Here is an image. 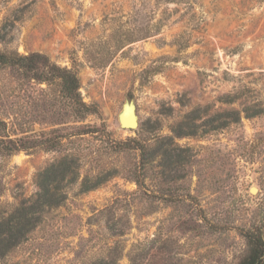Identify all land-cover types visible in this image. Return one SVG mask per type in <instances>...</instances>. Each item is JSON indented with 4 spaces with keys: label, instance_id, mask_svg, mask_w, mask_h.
<instances>
[{
    "label": "rangeland",
    "instance_id": "obj_1",
    "mask_svg": "<svg viewBox=\"0 0 264 264\" xmlns=\"http://www.w3.org/2000/svg\"><path fill=\"white\" fill-rule=\"evenodd\" d=\"M0 41L75 68L84 100L100 111L78 124L107 129L55 150L0 154V215L36 195V175L51 162L80 161L65 202L0 264H238L244 233L264 234V0H0ZM43 97L0 70L10 138L72 130L68 116L53 121ZM126 99L136 102L137 129L120 126ZM198 106L238 109L242 119L177 136L173 127ZM246 107L262 112L248 117ZM130 137L146 150L111 143ZM107 173L82 190L84 178Z\"/></svg>",
    "mask_w": 264,
    "mask_h": 264
},
{
    "label": "trees",
    "instance_id": "obj_2",
    "mask_svg": "<svg viewBox=\"0 0 264 264\" xmlns=\"http://www.w3.org/2000/svg\"><path fill=\"white\" fill-rule=\"evenodd\" d=\"M1 43V41H0ZM10 68L16 77L24 83L37 86L44 96L43 104L47 110L52 111L53 121L59 124L65 122L68 116L75 122L72 130L60 133V128L51 131L52 135L39 137L41 133L34 134L28 143H20L18 139L10 138L6 133L7 122L0 118V154L12 155L13 153L31 148H46L55 150L64 145L65 140L74 139L88 133L98 131L107 132L105 122L101 126L90 127L79 125L90 115H100L96 103H88L81 92V80L78 71L73 67L62 66L53 61L51 57L40 51H30L26 54L18 50H2L0 48V70ZM246 107L243 112L249 117L260 114L262 109L250 111ZM206 117L202 123L197 120ZM242 111L238 109L216 111L210 113L208 107L198 106L191 109L183 120L175 127L173 132L177 136H193L202 132L225 128L228 125L239 123ZM45 133V132H44ZM43 133V134H44ZM129 141H136L137 147L146 150L145 145L137 137H130L118 143L111 140L112 144L123 145ZM109 173L96 176L93 180L84 178L81 182L82 190L93 189L108 179ZM80 179V161L77 156L66 154L51 162L36 175L38 191L33 198L22 202L8 213L0 215V257L8 254L13 248L27 239L42 221L44 213L63 204L67 198L65 188ZM140 183L139 179H136ZM247 239V250L238 264H263L264 262V234L260 229H249L244 233ZM95 264V263H92Z\"/></svg>",
    "mask_w": 264,
    "mask_h": 264
},
{
    "label": "water",
    "instance_id": "obj_3",
    "mask_svg": "<svg viewBox=\"0 0 264 264\" xmlns=\"http://www.w3.org/2000/svg\"><path fill=\"white\" fill-rule=\"evenodd\" d=\"M118 120L123 129H137L139 127V115L137 113L136 102L133 99H126L118 113ZM256 187L252 188L255 189ZM257 191V188H256ZM255 191V192H256ZM264 257V256H263Z\"/></svg>",
    "mask_w": 264,
    "mask_h": 264
}]
</instances>
